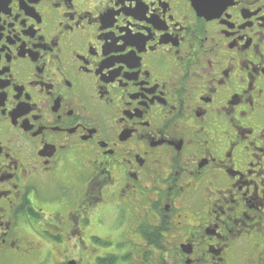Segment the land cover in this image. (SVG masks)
<instances>
[{"label": "flooded vegetation", "instance_id": "1", "mask_svg": "<svg viewBox=\"0 0 264 264\" xmlns=\"http://www.w3.org/2000/svg\"><path fill=\"white\" fill-rule=\"evenodd\" d=\"M264 264V0H0V264Z\"/></svg>", "mask_w": 264, "mask_h": 264}, {"label": "water", "instance_id": "2", "mask_svg": "<svg viewBox=\"0 0 264 264\" xmlns=\"http://www.w3.org/2000/svg\"><path fill=\"white\" fill-rule=\"evenodd\" d=\"M67 264H76L74 261H70L69 263H67Z\"/></svg>", "mask_w": 264, "mask_h": 264}]
</instances>
